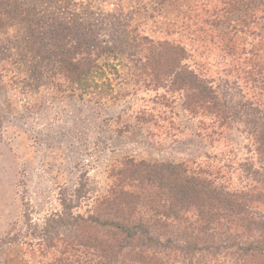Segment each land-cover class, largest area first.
Instances as JSON below:
<instances>
[{"label":"trees","instance_id":"16d2710c","mask_svg":"<svg viewBox=\"0 0 264 264\" xmlns=\"http://www.w3.org/2000/svg\"><path fill=\"white\" fill-rule=\"evenodd\" d=\"M62 9L49 27L44 75L53 89L98 103L162 90L168 104L177 93L203 138L239 123L261 161L246 159V182L234 185L223 166L125 157L105 191L91 197L78 186L40 227L57 254L47 264H264V0H82ZM184 34L226 58L217 76L190 63ZM138 118L159 123L150 111Z\"/></svg>","mask_w":264,"mask_h":264},{"label":"rangeland","instance_id":"374dc122","mask_svg":"<svg viewBox=\"0 0 264 264\" xmlns=\"http://www.w3.org/2000/svg\"><path fill=\"white\" fill-rule=\"evenodd\" d=\"M78 1L0 0V264L53 260L57 254L46 250L40 227L63 210L78 186L91 197L105 191L113 167L125 157L223 166L234 185L246 182V159L261 161L239 123H231L218 140L203 138L177 93L168 104L159 100L162 90L98 103L53 89L44 75L55 44L49 27L65 16L63 7ZM26 35L38 42H26ZM18 37L23 38L14 42ZM177 38L188 45L191 64H206L215 76L221 72L223 55L192 34ZM144 111L155 113L156 128L139 120ZM92 202L83 199L81 210Z\"/></svg>","mask_w":264,"mask_h":264}]
</instances>
